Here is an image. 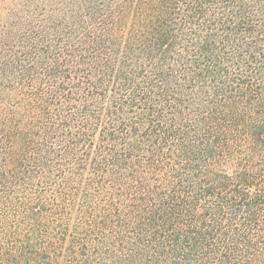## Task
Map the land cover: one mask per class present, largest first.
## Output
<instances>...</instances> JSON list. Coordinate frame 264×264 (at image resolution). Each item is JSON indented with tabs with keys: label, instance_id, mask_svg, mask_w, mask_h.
<instances>
[{
	"label": "trees",
	"instance_id": "trees-1",
	"mask_svg": "<svg viewBox=\"0 0 264 264\" xmlns=\"http://www.w3.org/2000/svg\"><path fill=\"white\" fill-rule=\"evenodd\" d=\"M0 264H264V0H0Z\"/></svg>",
	"mask_w": 264,
	"mask_h": 264
}]
</instances>
